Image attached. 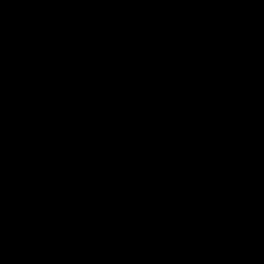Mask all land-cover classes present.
I'll return each instance as SVG.
<instances>
[{
	"label": "trees",
	"instance_id": "16d2710c",
	"mask_svg": "<svg viewBox=\"0 0 264 264\" xmlns=\"http://www.w3.org/2000/svg\"><path fill=\"white\" fill-rule=\"evenodd\" d=\"M0 264H264V0H0Z\"/></svg>",
	"mask_w": 264,
	"mask_h": 264
},
{
	"label": "clouds",
	"instance_id": "9594fccd",
	"mask_svg": "<svg viewBox=\"0 0 264 264\" xmlns=\"http://www.w3.org/2000/svg\"><path fill=\"white\" fill-rule=\"evenodd\" d=\"M188 88H189V86H188Z\"/></svg>",
	"mask_w": 264,
	"mask_h": 264
}]
</instances>
